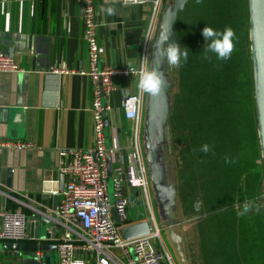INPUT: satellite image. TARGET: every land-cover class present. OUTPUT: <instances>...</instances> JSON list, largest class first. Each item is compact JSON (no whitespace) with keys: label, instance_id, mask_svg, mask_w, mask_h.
<instances>
[{"label":"crops","instance_id":"1","mask_svg":"<svg viewBox=\"0 0 264 264\" xmlns=\"http://www.w3.org/2000/svg\"><path fill=\"white\" fill-rule=\"evenodd\" d=\"M92 2L95 9V28L100 63L112 68L129 70L128 74L113 76V89L106 99L109 104V109L104 117L105 127H108L107 136H105L106 145L115 148L114 156L108 159L111 168L109 175H111L116 164L124 165L130 161L133 123L123 117L122 97L125 92L130 94L138 92L136 86L138 76L132 74L128 65L131 62L130 66L138 69L143 62L142 47L151 22L152 3H126L123 0H92ZM81 4L82 0H0V52L11 55L21 69L17 72H0V139L30 141L34 144L32 148L22 150L0 148V214L2 212H22L28 220V231L30 219L37 215H42L44 218L50 217L52 213L54 214V205L56 206V202L58 203L60 199L59 192L63 188L64 179L58 174V168L62 163L58 150L63 148L84 150L94 144L91 113L92 83L87 75L79 73V70L88 68L86 44L83 39L84 24L81 16ZM108 8H113L115 14L109 15L106 11ZM160 11L155 15L154 27L147 41L144 64L148 68L150 67L153 43L159 31ZM234 49L236 48L234 47ZM238 50H235L234 54L238 53ZM250 60V63L248 62L250 69L248 80L252 87L254 102L251 52ZM171 69L174 68L171 67ZM165 71L172 84L170 89L172 90L176 84L178 86V81L173 84L166 62ZM219 83L223 86L221 78ZM168 95L171 101L170 92ZM180 108L183 123L186 125L185 137L188 140L189 152L190 148L202 145L207 136L208 127L204 126L203 122L208 114L204 113V116L191 119V116H187L186 109H183L181 105ZM250 108H252V104ZM238 110L241 112V109ZM196 115L197 113H193L192 116ZM249 120L253 132L252 109ZM216 129H220L219 125ZM246 140L244 137L242 150H245ZM207 141L212 142V137L211 140L208 137ZM248 141L250 142V138ZM215 144L220 145L213 136L211 145ZM163 151L167 157L165 148ZM214 151L213 148L210 154H214ZM141 155L144 164L142 150ZM166 157L163 161L166 171L165 181L172 183L175 187V204L171 218L175 223L174 231L177 225L181 228V231L179 233L176 231V233L182 238L181 252L183 255L180 257L183 261L190 264H202L204 260L201 259V256L205 252L209 257L216 256L212 260L220 256L224 257L223 261L218 258L213 264H249L235 251L241 246L242 240L244 246L249 243L251 245L249 237L237 238L234 244L232 239H227L221 241V245H214L211 250L207 251L196 247V241L201 234L200 228L196 227L198 223L195 221L181 223L182 221L176 218L178 215L177 200L181 189L179 183H176V176H173V173L169 174L170 167ZM197 157L200 158L201 155ZM259 157L262 162L261 152ZM238 160L242 162L244 155L241 154ZM254 164H250L249 161L247 169ZM243 167H245L243 164H235L231 168L226 167L225 171L232 176ZM171 171H173L172 167ZM146 172L149 173L148 169ZM252 178L253 175L248 178L251 185L254 184ZM232 179L234 181V176ZM181 180L184 186L185 181ZM241 184V182H233L231 185L223 187V190L226 191L223 197H228L230 200L236 197L235 204H227L231 207L235 205V210L239 209V203L246 202L244 204L247 205L255 195V188L252 189V186L248 184V191H245L246 186L245 189H241ZM149 187L147 184L146 193L139 188V196L142 192L146 198L144 208L145 206L148 208L149 218L151 217L153 220L155 230L160 236L152 210ZM132 189H135L133 190L135 194L138 192L136 188ZM151 189L157 213L158 209L161 211L163 220H160V224L162 222L168 230L169 226L166 223L164 211L152 183ZM129 190L127 187L124 189V195L127 197ZM241 190L245 192H241ZM241 195H243V199H241ZM191 198L194 201H191L188 206L191 205L192 210L198 213L196 214L198 218L201 215L199 211L203 210L198 196H190V199L182 204H187ZM231 211L234 212V210ZM225 217L226 214L221 215L220 219L216 221L221 224L229 221ZM40 226L43 228L46 225L41 224ZM130 226L149 227L148 231L140 235L153 232L147 216L132 220L126 215V219L121 223V228ZM62 232V226H57L55 237L58 238ZM5 242L0 239V264H32L29 257L9 254L7 250L2 249ZM174 250L176 251V246ZM49 264H51L50 253ZM209 264L212 263L209 262Z\"/></svg>","mask_w":264,"mask_h":264},{"label":"built area","instance_id":"2","mask_svg":"<svg viewBox=\"0 0 264 264\" xmlns=\"http://www.w3.org/2000/svg\"><path fill=\"white\" fill-rule=\"evenodd\" d=\"M161 1L123 0L126 3H152L151 22L142 47V64ZM81 16L88 68L79 70V73L87 75L92 83L94 144L84 150H58L62 159L58 174L64 179L54 211L63 228L62 234L56 238L58 264H76L78 260L83 264H172L166 251L153 245L152 239L158 236L156 230L130 238H124L121 234V223L126 219V207L129 203V198L124 195V186L140 188L146 193L148 184L140 149L144 94L139 89L135 94H123V117L133 123L130 161L124 165L116 164L109 175L107 162L114 156L115 148L106 145L104 113L109 109L106 99L113 89V76L128 74L129 70L100 63L92 0H82ZM20 70L11 55L0 52V72ZM33 145L30 141L0 139V148L22 150L32 148ZM109 176L112 177L114 186L113 203L110 202L107 186ZM0 216L1 240L21 242L33 239L28 231V220L22 212H2ZM36 259L41 264V252H36Z\"/></svg>","mask_w":264,"mask_h":264},{"label":"rangeland","instance_id":"3","mask_svg":"<svg viewBox=\"0 0 264 264\" xmlns=\"http://www.w3.org/2000/svg\"><path fill=\"white\" fill-rule=\"evenodd\" d=\"M173 0H162L160 7V15L166 4ZM197 0H191V4L188 9L196 5ZM218 7V6H217ZM215 9L217 12V22L215 24L218 32H223L225 28L231 27L236 36L234 41L239 40L241 29L238 27V22L232 18H228L232 14H227V8L221 5L220 8ZM159 16V14H158ZM243 32L247 31V37L249 36L248 25L245 23L243 25ZM242 34V33H241ZM246 40L245 35L241 37ZM233 41V42H234ZM248 41V39H247ZM190 44H200L205 45L206 41H195L187 40ZM238 53L234 54L232 52L231 56L227 60H218L211 62L218 65L214 75L220 76L223 83V88H232L234 86L237 89V97L241 104V113L250 116L249 105L251 106L252 96H248L247 85L249 84L250 69L248 62L250 63V44L243 43L239 44L234 42ZM206 46V45H205ZM205 55V54H204ZM210 55V53L208 54ZM149 61V60H148ZM203 64H207L208 61L202 60ZM169 77L173 84L177 83V72L174 69H168ZM222 74V75H219ZM229 83V84H228ZM177 84L172 90H169L171 94L170 101V112L167 120L166 126V138L162 144V149L166 150L167 161L169 162L170 173L176 176V183H179L180 191L178 195L177 205H178V215L177 220L182 221L181 223H188L189 221H195L198 223L196 227L200 228L201 234L196 241V247L202 251L211 250L214 245H221V241L227 239H232L233 244L237 241V238L249 237L250 243L246 246L241 241V246L235 251L237 254L241 255L244 260H247L249 264H264V167L260 157H257V150L254 146L253 132L250 127V120H246L242 125H239V129L234 127L233 134L234 137L229 139L228 134L225 130H221V133L217 136L216 141L220 143L219 146L211 145V142L207 141V136L204 138L202 145L190 148L188 152L189 145L187 138L185 137L186 125L183 123L181 116V108L178 104V100L175 96L177 92ZM222 89L221 86L218 85ZM215 88V86H213ZM145 95H143V112H142V124L140 131V144L141 150L144 157V164L146 169H148V163L145 159L144 152V138H143V119H144V109H145ZM248 96V97H247ZM224 97V100L229 98ZM179 99V98H178ZM245 116H241V120H244ZM108 127L104 128L105 136H107ZM218 132V130H216ZM246 137L245 150L243 148V138ZM250 138V142L248 139ZM204 145L209 146V152L204 153L201 151ZM215 149L214 154H210L212 149ZM244 155V160L240 162L238 159ZM201 155L200 158L197 156ZM233 161L232 163H226L225 159ZM254 159V160H253ZM250 161L255 163L254 166H250L248 169L246 166ZM256 161V162H255ZM190 164V165H189ZM235 164H243L245 167L238 170V173L234 175V181L229 172L225 171V168H231ZM171 167L172 170L171 171ZM174 167V169H173ZM253 173V174H252ZM255 180V195L249 203L245 205L244 203H239V209L235 210V205L233 207L227 204H235V198L230 200L227 197H223L226 193L223 187L231 185L233 182L246 183L248 178L252 177ZM147 178L149 181L150 188V201H152V210L155 217L157 227L159 229V234L157 237L152 239L153 245L160 249H164L166 253L170 256L172 264H190L184 262L180 255L174 250L175 245L171 242L168 236L167 226L160 220L162 219L161 211L155 208V203L153 199V192L151 189V183L149 180V173L147 172ZM185 181L184 186L182 180ZM181 180V181H180ZM180 181V182H179ZM108 192L110 195V202L113 203L115 198L113 196L114 186L112 177L109 176L107 179ZM125 188V186H124ZM129 193L127 192L129 203L126 208V215L132 220H137L141 216H147L149 220L151 231L155 230L153 220L149 218L148 208H144L146 198L142 195L139 196V188H136L138 192L135 194L130 187H127ZM195 190V191H194ZM141 191V190H140ZM187 196V198H185ZM190 196H198L203 207V210L199 211L201 215L197 218L196 212L192 210V206H188L192 198L187 204H182L190 199ZM140 197V198H139ZM227 205V206H226ZM188 206V208H186ZM148 207V206H147ZM247 207V211L245 208ZM231 210H234L231 211ZM229 221L217 222L221 215H225ZM237 215V216H234ZM242 218V219H241ZM252 223V224H251ZM197 228V229H198ZM250 229V230H249ZM249 230V231H248ZM181 231L180 226L175 227V232ZM243 244V245H242ZM163 250V251H164ZM51 264H58V256L56 251H50ZM215 255L209 257V255L202 253L201 259L204 260L202 264H212L219 259L223 261V256L215 258ZM198 258V257H197ZM166 264V262H163Z\"/></svg>","mask_w":264,"mask_h":264},{"label":"water","instance_id":"4","mask_svg":"<svg viewBox=\"0 0 264 264\" xmlns=\"http://www.w3.org/2000/svg\"><path fill=\"white\" fill-rule=\"evenodd\" d=\"M189 0H173L165 5L160 16L159 31L153 43L150 67L157 69L163 77L161 92L155 96L146 93L145 110L143 119V138L145 158L149 165V178L155 189L157 199L165 214L168 224V233L171 242L176 246L180 256L182 238L174 231L175 223L172 222V209L175 204V187L167 183L166 171L163 161L166 157L162 144L166 138V126L170 111L169 90L172 84L165 71V61L160 56L159 45L162 38L168 35L169 43H175L174 25L177 16L181 13ZM249 13V41L252 59L254 104L257 120V134L260 145L261 158L264 167V0H247ZM106 112L104 113V117ZM110 162L108 160V174H110ZM57 206V202H56ZM54 205V207L56 208ZM55 208L53 211H55ZM41 224H45L42 228ZM59 219L55 213L50 217L42 215L30 219L29 234L32 241H6L2 249L9 254L16 256L25 255L30 258L32 264H39L36 259V252L42 253L41 264H49V252L56 251V229L59 226ZM149 230V227L140 228L130 226L121 228L124 238L138 236Z\"/></svg>","mask_w":264,"mask_h":264},{"label":"trees","instance_id":"5","mask_svg":"<svg viewBox=\"0 0 264 264\" xmlns=\"http://www.w3.org/2000/svg\"><path fill=\"white\" fill-rule=\"evenodd\" d=\"M190 4L191 0L185 5L182 13L178 14L173 28L175 39L181 45V50L183 51L184 48L189 50L187 62L181 59L180 67L174 68L177 72L178 81V90L175 96L176 98H179L178 104L181 105L183 109H186L187 116H191V119L204 116V113L208 114V116L204 118L203 124L208 127L209 132L207 131V138L209 137V140H211L212 137L213 142V136L214 139H216L221 130H225L230 139L231 137H234V127L238 128V125L243 124L246 120H249V116L238 110L241 108V104L236 94L238 93L237 89L234 86H232V88H223V86L219 83L220 76L213 74L216 72L218 67V65L212 63L217 59L216 55L210 53L212 62L206 60L208 63L203 64L202 60H205L204 47L206 46L200 44H190L187 40H205L201 34L203 28L208 26L214 30L216 29L215 24L218 18L215 9L217 6V8H220L221 5H223L227 8V14H232V16L230 15L226 19L232 18L236 20L238 22L239 29H241L239 40L234 42L239 44L248 42L249 44V40L247 41V31H242L243 25L245 23L248 25L247 0H200L199 3L196 1V5L188 9ZM243 35H245L246 40L241 38ZM238 49L239 48H236L234 50ZM166 67L167 70L171 68L167 65V63ZM218 85L221 86L222 89L218 87ZM213 86H215V88H213ZM247 89L248 96H252V87L247 85ZM228 96L230 97L224 100V97ZM251 104L252 108H250V104L248 103V110L249 112H251V109L253 111L254 128L252 127V129L254 145L256 147L258 157L260 149L253 98ZM193 113H197V115L192 116ZM241 116H245V119L241 120ZM218 125L220 128L219 130L216 129ZM216 130H218V132ZM233 176L234 173L232 174V177ZM252 179L254 184L251 185V181L248 182L247 180V182L244 183L245 185L241 184V189H245L246 186L245 191H248V184L252 186V189H254L255 180L254 178ZM245 191L241 190V192ZM242 196L243 195H241V199H243Z\"/></svg>","mask_w":264,"mask_h":264},{"label":"clouds","instance_id":"6","mask_svg":"<svg viewBox=\"0 0 264 264\" xmlns=\"http://www.w3.org/2000/svg\"><path fill=\"white\" fill-rule=\"evenodd\" d=\"M200 0H197L199 3ZM107 13L109 15H114L115 10L113 8H108ZM202 36L206 41V47H204V59L211 62L212 58L209 53L215 54L218 60H227L230 58L234 50V38L236 36L234 30L231 27H227L223 32L215 31L213 28L205 26L202 30ZM168 35L162 38V41L159 45L160 56L167 63L168 66L172 68H179L181 65V59L187 62L189 50L184 48L181 50V45L177 43H169L165 47V43L168 41ZM128 67L131 70L132 74L138 75L137 88L141 94L147 93L149 95L155 96L161 92L163 85V77L161 73L155 69H149L145 64L136 69L130 66ZM209 146L204 145L201 149L204 153L209 152ZM226 163H232L233 161L225 159ZM247 207L245 211H247ZM76 264H83L82 261H76Z\"/></svg>","mask_w":264,"mask_h":264}]
</instances>
